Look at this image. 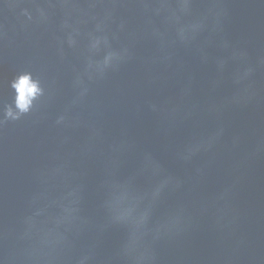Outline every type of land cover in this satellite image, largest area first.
Returning <instances> with one entry per match:
<instances>
[{
    "label": "water",
    "instance_id": "water-1",
    "mask_svg": "<svg viewBox=\"0 0 264 264\" xmlns=\"http://www.w3.org/2000/svg\"><path fill=\"white\" fill-rule=\"evenodd\" d=\"M154 3L0 0V104L11 102L8 83L21 72L46 89L31 114L0 128V264H129L125 245L131 251L138 233L131 223H112L105 204L116 184L132 196L149 191L160 177L144 169L154 166L173 183L154 204L140 205L150 212L152 264H264V0H195L194 15L223 13L222 31L187 45L144 6ZM105 11L125 22L114 45L128 46L131 58L86 80L78 98L84 56L62 50L60 25L66 16ZM221 39L246 59L220 70L217 59L231 53ZM247 66L251 77L235 83ZM216 133L209 149L183 160L187 148ZM70 188L79 189L78 219L64 240L46 243L57 208L30 228L33 199L43 194L40 204L51 205Z\"/></svg>",
    "mask_w": 264,
    "mask_h": 264
},
{
    "label": "clouds",
    "instance_id": "clouds-1",
    "mask_svg": "<svg viewBox=\"0 0 264 264\" xmlns=\"http://www.w3.org/2000/svg\"><path fill=\"white\" fill-rule=\"evenodd\" d=\"M195 0H155L152 5L145 4L146 8H151L152 14L161 19L163 25L174 31L175 39L180 44L187 45L195 41L205 32L218 33L222 31L220 18L222 12H213L211 9L200 15H194ZM96 3H90L89 8H96ZM218 7L213 5V8ZM29 21L33 19L31 13L25 9L22 13ZM39 21L45 22L48 19L45 9L38 8ZM115 24V30L112 25ZM125 22L120 20L118 23L114 13L105 11L102 14H92L86 20H73L66 16L60 25L62 36L60 45L62 50L67 49L72 52H82L84 62L80 72L76 74L74 87L79 89L78 98H82L88 92L86 80L91 82L98 78H103L108 72L116 70L122 63L131 58V51L128 46L114 45L119 39V33L125 30ZM153 36L162 38L163 33L159 28L153 29ZM220 47L229 51L228 58H218L217 65L223 70L228 60L241 61L246 59L247 53L242 50L232 49L230 42L221 39ZM253 68L247 66L243 69L242 74H237L235 83L240 84L244 79L251 77ZM12 92L10 103L0 104V128L10 122L19 121L22 117L31 114L39 102L46 96V89L41 81L33 76L31 72H21L14 76L8 83ZM66 118L64 115L58 116L55 123L58 126L64 125ZM220 133L214 134L208 139L201 140L195 148H187L183 160H191L201 150H207L212 146L214 140ZM145 171H151L152 175L160 177L158 182L147 192L142 195L132 196L128 190L127 184L113 185L109 198L106 201L107 208L112 223L132 224L134 231L138 233L134 247L129 251V246L125 245V254L129 264H152L154 256L151 255L150 249L145 246V239L151 235L147 229L150 217L149 211H140V205L145 200H150L154 204L161 196L163 190L171 183L172 178L162 174L158 167H146ZM60 170L57 169L56 172ZM176 186H179L176 182ZM79 189L70 188L63 194L58 201H52L49 204H40L41 200L47 197L43 194L34 197L33 204L36 205L33 213L26 219V224L34 228L37 224V218L44 216L48 208L54 205L57 208L56 215L51 218L54 228L44 233V241L58 244L66 238L67 233L72 225L78 219L79 213ZM179 223L178 218L172 221L175 226ZM64 231L61 232L60 230ZM158 232V230H157ZM78 264H87V258H81Z\"/></svg>",
    "mask_w": 264,
    "mask_h": 264
}]
</instances>
